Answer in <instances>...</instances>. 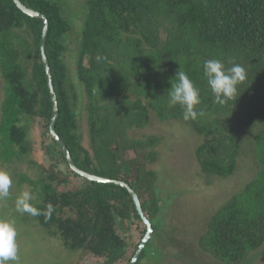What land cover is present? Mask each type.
Returning a JSON list of instances; mask_svg holds the SVG:
<instances>
[{
	"label": "trees",
	"instance_id": "trees-1",
	"mask_svg": "<svg viewBox=\"0 0 264 264\" xmlns=\"http://www.w3.org/2000/svg\"><path fill=\"white\" fill-rule=\"evenodd\" d=\"M22 2L49 19L46 54L59 102L58 134L79 167L129 183L153 225L135 264L147 259L164 218L159 174L151 166L160 157L164 136H132L131 131L142 130L153 117L163 124L191 125L201 137L195 157L204 175L228 178L248 147L240 133L257 129L250 137L255 174L216 210L197 242L202 257L245 264L264 244V0H93L74 69L65 55L71 25L59 3ZM42 31V19L23 12L14 0H0V160L40 164L36 177L22 173L18 184L31 189L33 206L41 213L31 215L34 229L68 248L72 264L88 256L96 264H128L147 226L127 188L78 174L49 134L53 102L42 61ZM208 59L234 60L246 69L237 100L214 103L203 74ZM181 68L200 90L197 108L205 115L196 120L185 121L183 109L168 104L167 92ZM79 101L88 117L90 148L76 134ZM41 123L44 137L36 135ZM48 158L54 160L51 166ZM134 225L140 230L137 239Z\"/></svg>",
	"mask_w": 264,
	"mask_h": 264
},
{
	"label": "rangeland",
	"instance_id": "rangeland-1",
	"mask_svg": "<svg viewBox=\"0 0 264 264\" xmlns=\"http://www.w3.org/2000/svg\"><path fill=\"white\" fill-rule=\"evenodd\" d=\"M59 3L64 18L70 23L71 30L66 36V62L74 69L77 49L81 42L82 30L93 0H51ZM22 37L19 40L22 41ZM4 82L0 79V102L3 98ZM80 84L81 96L84 91ZM84 101V100H83ZM79 101L76 114L79 120L77 136L79 141L90 148L88 133V117L86 116L84 102ZM165 121V120H164ZM163 121V122H164ZM37 130L39 137H44V126L40 124ZM257 131L256 128L242 131V138L247 140L248 147L244 149L236 173L228 178L219 176L207 177L202 172L195 157L196 146L201 137L196 131L182 121L167 120L166 124L153 117L150 124L142 130H132V136H141L147 133L163 134L160 146V157L156 163L151 164L159 174L158 195L165 201L164 218L159 221V231L155 234L153 249L148 250V256L141 264H163L169 261L173 264H224L221 261L202 257L197 247L198 235L206 230L212 215L220 208L222 203L231 197L245 183L250 180L257 169L254 155L250 152V137ZM43 132V133H42ZM54 160L48 158L51 166ZM40 164L28 160L16 161L7 164L0 160V168L10 172L13 184L9 196L0 200V217L15 219L18 229V255L20 264H72L69 259V249L58 244L57 239L45 238L28 213H19L16 210L15 200L22 191L33 193L29 187H22L18 179L22 173L36 177ZM58 167L66 172V164ZM26 186V185H24ZM33 197V194H32ZM34 198L31 203L34 205ZM160 218V219H161ZM134 236H139V229L134 225L131 230ZM135 239V238H134ZM199 249V251H198ZM205 255V254H204ZM78 264H96L91 256L80 260ZM245 264H264V244L257 252L250 254Z\"/></svg>",
	"mask_w": 264,
	"mask_h": 264
},
{
	"label": "clouds",
	"instance_id": "clouds-1",
	"mask_svg": "<svg viewBox=\"0 0 264 264\" xmlns=\"http://www.w3.org/2000/svg\"><path fill=\"white\" fill-rule=\"evenodd\" d=\"M103 60L97 56V61ZM227 64H231L228 67ZM203 74L208 86L214 95V103L225 105L229 101L237 100L239 85L246 80V69L235 63L234 60L208 59L203 63ZM174 81V82H173ZM171 88L167 92L169 106L179 105L183 109V119L196 120L205 115L201 105L200 90L195 86L189 75L182 70L178 71ZM13 179L7 170L0 168V200L9 196ZM32 194L22 191L15 200L16 210L19 213H28L32 216L40 215V211L31 203ZM48 213L53 211V206L48 205ZM18 229L15 219L0 217V264H20L17 241Z\"/></svg>",
	"mask_w": 264,
	"mask_h": 264
},
{
	"label": "water",
	"instance_id": "water-1",
	"mask_svg": "<svg viewBox=\"0 0 264 264\" xmlns=\"http://www.w3.org/2000/svg\"><path fill=\"white\" fill-rule=\"evenodd\" d=\"M17 6L26 14L33 16V17H38L43 20V31H42V39H41V54H42V61L45 65L46 73H47V79H48V86L50 89L51 93V98L53 102V113L52 117L49 123V134L56 140L58 143L60 149L62 152L65 154L68 164L70 167L76 171L78 174L82 175L83 177H86L91 180H95L98 182H103V183H112V184H118L121 185L125 188H127L130 192V194L133 197L134 204L136 206V209L141 216V218L144 220V223L147 226V232L142 239L135 255L133 256L132 260L128 264H135L136 261L138 260L140 254L142 253L143 249L145 248L147 242L151 239L153 235V225L151 221L149 220L147 214L143 210L142 203L140 200V197L138 193L135 191V189L126 181L120 180V179H115V178H108L105 176H100L97 174L90 173L89 171H86L79 167L76 162L73 159V156L69 150L68 145L66 142L61 138V136L58 134L56 130V118L59 113V102H58V97L56 94L55 86H54V81H53V75H52V69L50 66V62L48 59V56L46 54V38H47V32H48V27H49V19L47 15L41 11H38L36 9H33L29 6H27L22 0H14Z\"/></svg>",
	"mask_w": 264,
	"mask_h": 264
}]
</instances>
